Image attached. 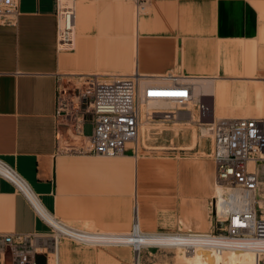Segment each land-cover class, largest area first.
<instances>
[{
	"label": "crops",
	"instance_id": "obj_1",
	"mask_svg": "<svg viewBox=\"0 0 264 264\" xmlns=\"http://www.w3.org/2000/svg\"><path fill=\"white\" fill-rule=\"evenodd\" d=\"M137 1L80 2L69 48L59 44L55 0H21L17 24H0V158L52 215L111 233L131 230L135 210L141 230L164 231L179 223L189 200L202 204L216 175L212 144L214 171L200 164L206 174L190 194L182 173L188 166L174 158L139 156L132 150L115 157L69 150L79 147L82 138L61 128L63 116L57 111L73 93L76 97L77 89L113 73H136L144 85L181 76L196 79V90L207 94L201 95L212 108L207 121L252 117L255 109L264 110V85L258 84L264 76V0ZM63 21L61 13V29ZM167 107L145 106L147 111ZM241 108L237 115H222ZM188 116L182 113L172 130L178 135L191 128L195 143L197 114ZM211 222L213 227V216ZM50 231L25 194L0 175V237L47 236ZM57 250V264H134L129 246L62 239ZM48 255L39 253L38 264H50Z\"/></svg>",
	"mask_w": 264,
	"mask_h": 264
},
{
	"label": "built area",
	"instance_id": "obj_2",
	"mask_svg": "<svg viewBox=\"0 0 264 264\" xmlns=\"http://www.w3.org/2000/svg\"><path fill=\"white\" fill-rule=\"evenodd\" d=\"M21 0H0V24L16 25L21 14ZM57 14L60 18L59 44L69 48L74 43V22L76 20V0H55ZM138 4L140 1H137ZM61 13L64 16L61 29ZM87 88L78 89V103L74 115L76 121L75 135L82 138L76 150L86 154L115 157L124 155L128 150L138 151L143 123L147 120H163L164 122L180 118L179 110L184 109L194 99V85L181 76H172L164 83L142 84L138 74L113 73L95 76L89 80ZM158 100H170L177 110H152L143 115L142 104ZM84 101L89 103V116L81 113ZM197 121L209 132L212 144V158L215 163L216 180L224 190V196L213 195L212 216L215 230H181L176 231H144L139 229L137 212L131 230L124 233H111L101 230H79L64 232L58 229L42 214L32 200L16 183L28 182L8 163L0 158V175L13 182L31 202L36 213L49 225L52 246L60 243L62 237H69L87 245H120L131 246L134 250V264H142L143 238L146 236L159 238L171 235L173 238H209L215 243L211 245L214 252L223 254L238 246L227 244L229 240L264 241V117L223 118L212 121L205 120L212 108L199 98L195 105ZM64 111L58 109L57 115L63 116ZM187 113L192 114L191 110ZM92 124L90 135L84 133V123ZM134 143V147L128 144ZM32 190V189H31ZM33 191V190H32ZM36 195V194H35ZM38 198V197H37ZM42 205V204H41ZM222 205V206H221ZM43 206V205H42ZM45 209V208H44ZM46 212H48L45 209ZM59 225H69L48 212ZM82 232L90 233L92 242H83L79 236ZM109 236L129 237L132 242L124 239L118 241ZM46 236L37 234H7L0 237L4 246L12 250L11 261L7 262L4 251L0 264H38V254H49V246L38 243L36 239ZM109 240V241H107ZM183 248L195 250L192 243H184ZM159 244L149 248H163ZM175 248V247H172ZM258 259L264 257V250H258ZM260 262V261H259Z\"/></svg>",
	"mask_w": 264,
	"mask_h": 264
},
{
	"label": "rangeland",
	"instance_id": "obj_3",
	"mask_svg": "<svg viewBox=\"0 0 264 264\" xmlns=\"http://www.w3.org/2000/svg\"><path fill=\"white\" fill-rule=\"evenodd\" d=\"M91 0H76L75 6H76V19L78 16L77 8L80 2H86ZM140 3L143 4V0H139ZM79 28V27H78ZM128 73V72H124ZM263 78H260L263 82H258V84L264 85V76H261ZM196 79H190V82L194 85L195 92L198 96L197 101L201 97V95H207L204 92H198L196 90V85L193 83ZM199 81V80H198ZM236 80H225V82L228 83H235ZM239 82V81H238ZM248 84H257L256 82H246ZM88 85H86L87 88ZM71 88V87H70ZM71 90V89H70ZM78 90V89H77ZM73 93V92H72ZM79 93V91H76V95ZM71 95V94H70ZM71 99V100H70ZM69 101L67 103L62 104V110L65 112L62 117V129H73L76 131V121L74 118V114H76V110L71 107L72 104L78 103V98L74 96V93L69 96ZM145 104V105H144ZM142 104V112L145 115L147 110L145 108L146 103ZM197 103L190 102L188 107L196 108L195 105ZM173 106V107H172ZM81 113L89 115L90 107L89 103L84 101V103L80 106ZM177 110L178 106H176L174 103L170 105L167 108H160L156 109L153 108L151 110ZM184 110L181 108L179 112H183ZM195 114H197L196 109L194 110ZM244 110L241 108L238 111H226L222 115H237L236 112H243ZM252 117H264V110L261 109H255L253 111ZM146 121L143 123L141 133H140V141L138 146V151L136 154L139 156H155V157H161V158H174L179 163H183L184 165L188 166V169L185 171L182 170V173L185 178H187L188 186V193L190 194V191L196 190V187H199L200 181L205 176L206 172H204V168L200 166V164H207L209 166V173L211 171H214V164L209 156L210 148H211V139L209 136H203L202 135V129L203 125H196L197 129V139L196 142L193 143V136H192V129H185L180 131L178 135H175L174 130L172 128L175 125H172L174 121H163V120H154L150 121L145 119ZM212 120V117L209 119ZM150 124H147V123ZM164 123V124H162ZM169 123V124H168ZM149 126L151 130L148 132L145 130V128ZM147 129V128H146ZM66 132V131H63ZM68 132V130H67ZM85 134H91L92 132V124L87 123L84 128ZM201 141V145L199 143ZM200 145V146H199ZM130 147H134V143L128 144ZM182 148H186V150H182ZM204 170V171H203ZM187 173V175H185ZM211 183V191L209 190V193H207V197H205L204 202L198 206H194L196 203H199V200H189L187 203V211L182 214L180 217L179 223L171 227L170 229H167L166 231H176L178 229L186 230L194 229V230H200V231H210L215 230L214 227H212V205L211 200L215 192L213 191ZM193 189V190H192ZM194 206V208H193ZM194 209V212L192 211ZM65 223L83 229V230H90L95 231V228H90L86 226L77 225L72 222H66ZM143 229V228H142ZM144 230V229H143ZM146 231V230H144ZM42 239V242L45 244H48L50 247L48 250V253L51 252L52 247V237L51 235H47L46 237L40 238ZM62 239H70L74 241L77 244L85 245L81 242H78L77 240H74L69 237H62ZM61 239V240H62ZM126 239L127 241H132L127 238H121ZM212 240H209V238H201L198 237L196 240H191V242L188 243H194L200 246H203L205 244H209ZM143 246L147 247L154 243H160V244H168L171 241L167 239H156L155 237H148L143 239ZM38 244V243H37ZM227 244L229 245H239L244 246L246 250L244 252H234L231 253L229 256L221 257L217 254H215L212 250L200 247L199 249L191 250V252H187L183 246H178V250L176 248L172 247H163V248H149V249H143L142 253V264H157V263H177V262H188L189 264H264V257L262 259H258L257 261H250L249 254H256L258 250H264V242H236V241H227ZM54 245V244H53ZM131 249L132 247L129 246ZM3 251L5 258L7 260H10L12 258V250L8 246H4L0 239V259L3 256ZM48 255V254H47ZM48 260V259H47ZM260 261V262H259Z\"/></svg>",
	"mask_w": 264,
	"mask_h": 264
},
{
	"label": "bare ground",
	"instance_id": "obj_4",
	"mask_svg": "<svg viewBox=\"0 0 264 264\" xmlns=\"http://www.w3.org/2000/svg\"><path fill=\"white\" fill-rule=\"evenodd\" d=\"M141 8H144L143 6H141ZM74 27H75V25H74ZM194 99H193V101L192 102H195V103H197L198 101H197V99H198V96H197V94H196V92H195V89H194ZM153 103H157V104H163V103H165V104H167V106L169 107L170 105H172V101H170V100H158V101H156V102H153ZM190 104V103H189ZM145 105V104H144ZM146 106H151V103H146ZM189 106V105H188ZM185 107L183 110V112H180L179 114H180V117L182 116V113H187V111H189V110H191V112H192V114H191V116H190V114H189V118L190 119H192L193 118V116H194V114H195V108H193V107ZM173 107V106H172ZM152 110L150 109L149 111H147V112H151ZM163 111V110H162ZM146 112V113H147ZM144 115V114H143ZM182 118V117H181ZM180 118V119H181ZM226 118H233V117H226ZM180 119H178V120H180ZM217 119H223V118H217ZM196 121L197 120H194V122H195V124H198V123H196ZM209 132L206 130V128L205 127H203V129H202V135L203 136H209V134H208ZM139 140H140V138H139ZM139 143V142H138ZM138 146H139V144H138ZM15 181H16V183L18 184V186L21 188V189H23L24 190V192L26 193V195L32 200V202L37 206V208L39 209V211L42 213V214H44L48 219H49V221L51 222V223H53L58 229H60V230H62V231H64V232H69V231H72V230H70V229H79V230H82V229H80V228H77V227H74V226H71V225H65V226H63V225H59V224H57L56 222H55V220L53 219V217L48 213V212H46L45 211V209H44V206H42L41 205V203H40V201H39V199L37 198V196L35 195V193L29 188V186L25 183V182H23V181H18V180H16L15 179ZM212 186H213V191L215 192V195H217V196H220V198H222L223 196H224V190H223V188H222V186L217 182V180H216V175L214 174V176H213V180H212ZM211 205H212V203H211ZM222 206V205H221ZM137 216H138V214H137ZM138 219H139V216H138ZM139 224H140V220H139ZM139 229L141 230V227H140V225H139ZM192 229V228H191ZM191 229H189V228H187L186 230H191ZM194 230V229H193ZM91 234L90 233H88V232H82L81 234H80V236H79V238L84 242H92L93 241V239H91ZM148 237H150V236H146V237H144V238H148ZM143 238V239H144ZM159 238H162V239H167V240H169V241H171L170 243H168V244H160V243H154V244H159V245H161V246H166V247H175L177 250H178V246H181V245H183L184 243H188V242H191V240H196L197 238H178V239H175V238H173L171 235H164V236H162V237H159ZM159 238H156V239H159ZM201 238H203V237H201ZM209 240H211V239H209ZM230 242H232V241H236V240H229ZM260 242L259 240H256V241H250V242ZM61 242V241H60ZM130 242H132V241H130ZM236 242H241V241H236ZM242 242H244V241H242ZM245 242H249V241H245ZM261 242H264V241H261ZM215 242L214 241H211L209 244H205V245H203V246H200V245H197V244H194V243H192L193 245H195L197 248L196 249H199L200 247H204V248H207V249H210V250H212V248H211V245L212 244H214ZM153 245V244H152ZM54 247H52V249L53 250H51V252H49V255H48V262H49V260H50V264H57L58 263V254H57V252H56V250L58 249V246H59V244L56 246V244L54 243V245H53ZM232 246H238V247H236V249H229V251H227V252H225V253H223V254H218L217 252H214L213 250V252L215 253V254H217V255H219V256H221V257H227V256H229L231 253H234V252H244V250H246V248L244 247V246H239V245H233L232 244ZM149 246H147V247H145V248H148ZM58 251V250H57ZM187 252L189 253V252H191V250L189 251V250H187ZM249 259H250V261H257V255L256 254H249ZM163 264H166V263H163ZM175 264H189L188 262H177V263H175Z\"/></svg>",
	"mask_w": 264,
	"mask_h": 264
},
{
	"label": "water",
	"instance_id": "obj_5",
	"mask_svg": "<svg viewBox=\"0 0 264 264\" xmlns=\"http://www.w3.org/2000/svg\"><path fill=\"white\" fill-rule=\"evenodd\" d=\"M166 264H175V263H166Z\"/></svg>",
	"mask_w": 264,
	"mask_h": 264
}]
</instances>
